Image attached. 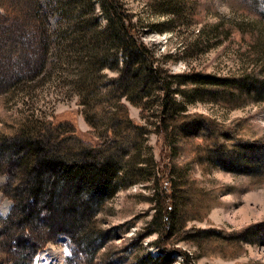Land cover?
I'll list each match as a JSON object with an SVG mask.
<instances>
[{
	"label": "rangeland",
	"instance_id": "rangeland-1",
	"mask_svg": "<svg viewBox=\"0 0 264 264\" xmlns=\"http://www.w3.org/2000/svg\"><path fill=\"white\" fill-rule=\"evenodd\" d=\"M25 3L42 15L35 23L21 21L28 46L30 50L35 46L34 36L42 35L45 27L47 52L42 49L40 63L33 65L30 60L28 78L21 76L20 65L13 77L14 69L0 60V135L14 130L16 122L26 125L24 120L36 117L60 122L65 128L73 125L83 141L97 148L104 127L124 123L111 115L114 92L124 81H116L123 51L134 48L130 33L152 50L153 63L166 79L177 81L175 75L192 69L224 77L246 72L264 75V14L251 0ZM108 11L115 14L111 30H119L120 38H113L106 28L104 12ZM99 45L100 52L94 49ZM24 56H16L19 63ZM161 82L151 78L136 86L126 82L133 99L121 97L131 122L149 128L137 148L127 147L121 160L129 167L126 178L135 181L119 179L122 185L102 199L83 234L59 233L42 239L45 244L31 264H264V171L246 173L210 162L211 154L202 149L203 144L195 145L200 138L178 136L166 119L167 136L156 131ZM180 87L185 93L175 92L174 98L184 102L187 114L200 113L243 137L264 141V93L262 98L245 99L242 89L232 96L220 86L187 83ZM196 87L202 91L190 90ZM184 94L194 100H185ZM97 102L103 117L96 110ZM140 165L141 170L135 168ZM9 177L13 178L11 170L1 164L0 222L11 208L9 188H2ZM171 197L173 227L168 235L163 213Z\"/></svg>",
	"mask_w": 264,
	"mask_h": 264
},
{
	"label": "trees",
	"instance_id": "trees-1",
	"mask_svg": "<svg viewBox=\"0 0 264 264\" xmlns=\"http://www.w3.org/2000/svg\"><path fill=\"white\" fill-rule=\"evenodd\" d=\"M251 2L258 12L264 14V0ZM111 4L114 6L113 2ZM39 12L36 9H29L25 0H0V60L5 62L8 69H14L13 77L19 74L21 68V76L28 78L32 71L28 66L30 60L33 65L40 63L42 49L47 52L48 37L43 31L45 27H42V35L34 36L33 41H36V44L30 50L28 46L30 42L25 38L23 26H20L22 20L36 21V17H42ZM104 15L106 28L110 29L111 36L120 38L119 30L118 32L111 30L116 19L114 12H104ZM129 35V41L133 43L134 48L127 47L123 51L122 65L116 77V81L124 80L123 88L120 87L114 92L116 105L111 115L115 119L123 120L124 123L117 127H104L97 148L95 144L83 141L76 134L73 125L65 128L60 122L50 120L43 122L36 117L23 119L26 125L16 122L17 128L15 126L14 130L0 135L2 159L0 165L11 170L13 175V178L9 177L2 185L4 191L9 188L7 192H10L8 196L11 199V208L8 217L0 222V264H31L33 255L45 244V239H53L59 233L74 237L86 228L89 229L93 213L99 207V203L122 185L119 181L126 178L129 171V167L121 164L122 157L127 147L136 149V144L149 131L143 124L131 122L127 107L121 100L122 96L133 99L126 82L136 86L146 79L149 81V78L152 81L162 80L156 131L167 136L164 128L166 119L167 123L174 127L173 130L178 131V136L188 137L194 134V137L200 138L195 145L203 144L202 149L211 154L207 159L210 162L246 173L264 171V141L243 137L222 122L202 116L200 113L187 114L184 112V102L176 101L174 98L175 92L185 93V89L180 85L187 83L201 87L220 86L226 88L228 95L230 92L232 96L237 90L242 89L245 99L262 98L264 75L246 72L243 75L224 77L192 69L175 75L178 77L177 81L166 79V76L162 75V70L153 63L152 50L139 40V37L136 39L132 33ZM105 38L104 35L100 39ZM123 38L125 40L124 36ZM94 49L100 52L102 47ZM21 55H25V58L19 63L16 56ZM19 65L20 68H17ZM175 76L172 74L173 78ZM2 84L0 81V85ZM117 86L118 84L114 90ZM0 88L3 90L2 86ZM190 90L202 91L199 87ZM184 95L185 100L190 102L194 100V97ZM202 95L195 96L202 98L204 97ZM97 103L96 110L100 117H103L101 103ZM201 117L205 119V123L201 122ZM135 168L141 170V165ZM126 180L128 183L135 181L134 178ZM166 202L163 213L166 223L164 222L163 229L168 231L169 235L173 227L174 200L171 197ZM38 203L41 204L36 208ZM42 239L44 240L41 241ZM167 254L163 253V257L166 258Z\"/></svg>",
	"mask_w": 264,
	"mask_h": 264
}]
</instances>
